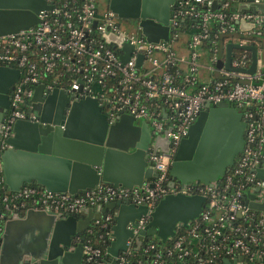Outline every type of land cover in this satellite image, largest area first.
<instances>
[{"label": "built area", "instance_id": "2783aa9c", "mask_svg": "<svg viewBox=\"0 0 264 264\" xmlns=\"http://www.w3.org/2000/svg\"><path fill=\"white\" fill-rule=\"evenodd\" d=\"M46 2L51 7L38 11V22L0 34V65L20 72L1 118V146L8 145L5 139L12 134L16 118L37 119L31 97L34 85L44 83V92L57 87L73 99L95 97L110 119L128 112L147 121L148 160L154 161L157 175L140 187L105 182L70 193L46 190L36 183L10 190L0 170V238L5 220L28 208L77 214L84 206L125 200L147 207L140 217L128 221L132 234L126 247L116 255L109 252L114 215L104 212L80 237L84 264H107L112 259L113 264H163L166 257L175 258L171 264H227L224 258L234 264H264V212L251 208L245 196L257 186L255 200L264 195V182L255 171L264 163V65L258 58L260 48L264 53V11L253 4L239 7L242 2L264 0H173L169 37L156 41L145 37L138 22L130 26L131 18L119 17L105 6L98 8L96 0ZM180 29L185 31L183 39ZM229 42L256 46L253 73L241 69L251 63L248 48L233 46L231 67L224 65ZM125 43L131 51L123 59ZM221 101L234 106L245 122L241 151L223 175L209 182L170 184V163L189 125L206 103ZM158 136L168 137L167 151L155 147ZM179 191L205 197L198 216L186 226L177 224L161 246L148 242L144 250H154L150 260H132L128 254L139 230L150 221V211L165 194ZM95 228L102 231L93 237Z\"/></svg>", "mask_w": 264, "mask_h": 264}, {"label": "water", "instance_id": "95a60500", "mask_svg": "<svg viewBox=\"0 0 264 264\" xmlns=\"http://www.w3.org/2000/svg\"><path fill=\"white\" fill-rule=\"evenodd\" d=\"M173 0H107L105 7L119 17L135 19L148 40L168 39V18ZM253 4L264 11L263 2H242L241 8ZM46 0H0V34L27 28L38 22L40 9L49 8ZM242 24V23H241ZM233 46L251 50V63L241 68L254 72L257 49L254 44L240 46L229 42L226 59L230 68ZM128 57L131 45L125 43ZM142 55L138 56L140 63ZM222 62L219 61L218 65ZM19 69L0 65V170L6 187L16 190L24 183H36L50 191L77 193L98 183L118 187L142 186L157 175L153 160H148L150 129L148 122H136L134 115L122 112L108 118L95 97L73 99L67 91L55 87L44 92V83L33 87L31 111L37 119L16 118L12 134L1 146V118L10 104L11 93L19 79ZM245 122L241 113L227 101L205 104L189 125L174 153L169 173L170 184L194 179L209 182L223 175L232 165L244 144ZM167 151L169 139L158 136L155 147ZM264 182V163L255 169ZM257 186L247 192L251 208L264 212V195L255 200ZM205 197L198 193H167L150 211V221L139 230L137 243L144 236L164 242L173 235L177 224L184 226L200 213ZM114 215V240L108 246L112 255L126 247L132 234L127 227L147 211L144 204L110 200L84 206L77 214H62L49 207L28 208L15 212L4 222L0 238V264H84L81 235L94 219L104 212ZM75 244L73 249L70 245ZM27 256V257H25ZM242 258V256H240ZM112 259L107 264H113ZM227 264H234L224 258Z\"/></svg>", "mask_w": 264, "mask_h": 264}, {"label": "trees", "instance_id": "16d2710c", "mask_svg": "<svg viewBox=\"0 0 264 264\" xmlns=\"http://www.w3.org/2000/svg\"><path fill=\"white\" fill-rule=\"evenodd\" d=\"M181 29H183V27H181ZM181 29H180L179 33L181 34L180 35L181 39H183V37H184L183 35L185 34V31H183ZM100 231H102V229L95 228V233L93 234V237H96V233H98ZM151 241H154L157 246L162 245V241H160L159 239H151L147 236H144L140 243H137V240L134 241L133 247L131 248V251L129 252L128 256H130V258L134 261L139 259V258L143 259V260H150L154 250L151 249L150 251L147 252L144 250V248L146 247L148 242H151ZM165 259H166V261H164L163 264H171L170 262L172 260H174L175 258L174 257H166Z\"/></svg>", "mask_w": 264, "mask_h": 264}, {"label": "rangeland", "instance_id": "374dc122", "mask_svg": "<svg viewBox=\"0 0 264 264\" xmlns=\"http://www.w3.org/2000/svg\"><path fill=\"white\" fill-rule=\"evenodd\" d=\"M96 3H97L98 8H102L107 3V0H96ZM121 22L125 24L124 20H121ZM128 23L130 26H134V25H136L137 21L135 19H130V20H128ZM258 58H259L260 63H261L260 65H264V53L262 51V48H260V50H259Z\"/></svg>", "mask_w": 264, "mask_h": 264}, {"label": "crops", "instance_id": "0c3cea01", "mask_svg": "<svg viewBox=\"0 0 264 264\" xmlns=\"http://www.w3.org/2000/svg\"><path fill=\"white\" fill-rule=\"evenodd\" d=\"M140 121H141V120L137 119V121H136V122H137V123H140ZM155 239H158V238H155Z\"/></svg>", "mask_w": 264, "mask_h": 264}, {"label": "flooded vegetation", "instance_id": "af4514ba", "mask_svg": "<svg viewBox=\"0 0 264 264\" xmlns=\"http://www.w3.org/2000/svg\"><path fill=\"white\" fill-rule=\"evenodd\" d=\"M12 91H13V88H12V89H10V93H12Z\"/></svg>", "mask_w": 264, "mask_h": 264}]
</instances>
